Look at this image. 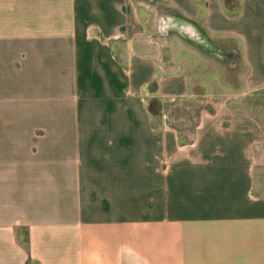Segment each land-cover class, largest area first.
Returning <instances> with one entry per match:
<instances>
[{
	"label": "crops",
	"instance_id": "0c3cea01",
	"mask_svg": "<svg viewBox=\"0 0 264 264\" xmlns=\"http://www.w3.org/2000/svg\"><path fill=\"white\" fill-rule=\"evenodd\" d=\"M162 1L229 39L244 94L264 90V0ZM153 17L0 0V264H264V122L194 91L180 58L160 65Z\"/></svg>",
	"mask_w": 264,
	"mask_h": 264
},
{
	"label": "rangeland",
	"instance_id": "374dc122",
	"mask_svg": "<svg viewBox=\"0 0 264 264\" xmlns=\"http://www.w3.org/2000/svg\"><path fill=\"white\" fill-rule=\"evenodd\" d=\"M139 1L149 5L157 17L152 18L151 24L156 27L148 34L163 43L161 49L153 45L158 52H162L163 62L160 65L166 60L170 62L180 58L186 72L191 76V81H194V91L229 93L233 95L232 102L237 109L248 112L264 122V90L244 94L242 78L245 67L228 38L214 37L213 42H204V39H200L198 35L195 37L193 32L187 33L185 28L177 23L174 13L162 0H137L138 3ZM193 40L197 43L191 44ZM210 55L213 59L208 58ZM195 110L193 107L184 108V103H181L169 114L184 118L178 126L186 131L195 123Z\"/></svg>",
	"mask_w": 264,
	"mask_h": 264
},
{
	"label": "built area",
	"instance_id": "2783aa9c",
	"mask_svg": "<svg viewBox=\"0 0 264 264\" xmlns=\"http://www.w3.org/2000/svg\"><path fill=\"white\" fill-rule=\"evenodd\" d=\"M163 22H165V20ZM163 32H164V29H163ZM146 41H147L148 44L156 45V47L159 48V49H161L163 47V43L154 40L151 35L147 36ZM158 61H159V63L163 62L162 52L161 51L158 54Z\"/></svg>",
	"mask_w": 264,
	"mask_h": 264
},
{
	"label": "trees",
	"instance_id": "16d2710c",
	"mask_svg": "<svg viewBox=\"0 0 264 264\" xmlns=\"http://www.w3.org/2000/svg\"><path fill=\"white\" fill-rule=\"evenodd\" d=\"M149 109H150L151 112H157L158 111L157 103L156 102H151L150 106H149Z\"/></svg>",
	"mask_w": 264,
	"mask_h": 264
}]
</instances>
